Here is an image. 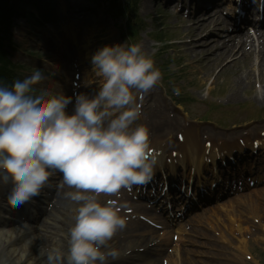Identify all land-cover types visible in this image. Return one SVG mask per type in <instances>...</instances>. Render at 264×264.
Returning <instances> with one entry per match:
<instances>
[{"label": "clouds", "instance_id": "obj_1", "mask_svg": "<svg viewBox=\"0 0 264 264\" xmlns=\"http://www.w3.org/2000/svg\"><path fill=\"white\" fill-rule=\"evenodd\" d=\"M101 83L94 95L34 96L42 73L0 80V187L10 203L40 195L52 172L75 191L67 250L54 246L47 264H111L121 250L110 241L126 227L114 201L98 194L147 184L157 164L148 129L137 124V94L158 85L161 72L141 43L105 44L90 57ZM173 92L179 95V89ZM69 105H72L69 110ZM135 125V126H134Z\"/></svg>", "mask_w": 264, "mask_h": 264}, {"label": "rangeland", "instance_id": "obj_2", "mask_svg": "<svg viewBox=\"0 0 264 264\" xmlns=\"http://www.w3.org/2000/svg\"><path fill=\"white\" fill-rule=\"evenodd\" d=\"M80 3L84 4V2L79 1ZM142 3L143 0L139 1V14L141 16H143L145 13L142 11ZM154 7H152V5H150V10L147 12V14H151V10ZM166 10V14H163L162 16L159 17L160 23H165L170 26L169 30H167V28L165 27L162 31V33H166L167 36H171V38H178L181 39L180 41L183 43L184 41L187 40V38L189 37L187 35L185 28V23L183 21H179L178 19H176L173 15H169L170 13H168V10ZM95 14H90L88 19H85V21H81V20H71L70 18H67L64 22V25L62 26H66L71 28V30L74 31V33L77 35L79 33L78 39L81 42L84 41H88L90 40V43H94L98 48L102 47L103 45H105V38L108 37H113V36H117V31L116 29H114L112 27V23L113 20L106 14H104L102 12V10L100 9H96L94 10ZM157 16V14H156ZM28 20H24V21H18L15 22V25L12 27L11 29V33H12V44L15 47H18L19 50L15 49H11V47H9L6 52H7V57L9 58V60L12 62V64L17 65V63L19 64H23V62H27L29 63L30 67L28 68V75L32 73V71H36L39 69L37 68H42V66H48L47 62H50L49 59L54 58L52 55H54L55 53L52 51V45L51 46H47L45 49L41 48L42 44L45 43V35L49 36L50 38H53L52 32H50L49 30H46L47 28L44 27H40L38 26L34 20H31L29 24H27ZM81 22V23H78ZM77 22V23H76ZM17 23H20V26H17ZM119 28V31H121V27H120V22H116ZM20 29L22 31H20ZM53 29V27H52ZM24 30V31H23ZM54 30V29H53ZM58 30V29H55ZM80 31V32H79ZM144 31H147L146 29H144ZM121 34V33H120ZM171 34H173L174 36H172ZM55 36H59L60 33H54ZM35 36V37H34ZM29 37H34L32 38V40L29 39ZM90 37V38H89ZM86 38V39H85ZM180 42V43H181ZM139 43H141L143 45V49L144 51L151 55L153 53L159 52L158 54H161L160 59L159 60H155L156 62L158 61V63H160V60L163 62L164 60H166V58H168L170 61L169 62H173V64H171V66H169V70L171 72V75H174L175 77H177V75L180 73V71L182 70V64L183 63H187L189 64V62H191V58L189 57V55H187V53H185L182 49L181 44L176 43L173 46L170 45H164L166 46V48H157V46L154 45V42H152V40H147L146 37L144 35H142V37H140L139 39ZM179 45V46H178ZM181 46V47H180ZM69 48H72L71 45H68ZM181 49V50H180ZM26 50L28 51V53H31L29 50L36 52V55L34 58L29 56L28 54H26ZM182 52L184 54H186L187 56L182 55ZM54 53V54H53ZM47 55H50L49 57H46ZM85 56V55H84ZM177 56H183L185 59L184 61H181L178 59ZM78 57V58H77ZM76 58H73V61L76 60H81L83 61L84 58L80 55H77ZM158 57V58H159ZM173 58V59H172ZM59 61V60H56ZM85 64L86 60H84ZM35 66V67H34ZM218 66L214 67L213 72L215 73V69H217ZM23 69H27L26 67H23ZM187 73L186 75H184V77H186L185 82H187V84L191 83L192 81L188 80L189 78H191L192 76H194L195 72L196 74H199V77L197 79V83L199 85L202 84V82L204 81V73H206L205 68L201 67V65H198V69H193V68H187ZM41 72V71H40ZM231 73H233V70L231 67H227L226 69L223 68V70L219 71L217 73V79H222V81L220 82H224L226 84V87L230 88V84L232 83V78H231ZM48 75H50L48 73ZM173 78V77H172ZM174 80V78H173ZM54 82V81H53ZM53 82H51L53 84ZM179 83H184L183 79L179 80ZM64 84V86L69 87V84L67 83H61V85ZM178 84L175 83V85ZM191 87H187L186 90L190 91ZM161 96V95H160ZM197 104V102H193L192 106L194 107ZM192 107V108H193ZM158 136H162V137H166L165 132L163 133H158ZM57 208H61L64 209L65 211H67V209H69L71 207V205L68 204V202L66 200L59 202L57 205H55Z\"/></svg>", "mask_w": 264, "mask_h": 264}, {"label": "bare ground", "instance_id": "obj_3", "mask_svg": "<svg viewBox=\"0 0 264 264\" xmlns=\"http://www.w3.org/2000/svg\"><path fill=\"white\" fill-rule=\"evenodd\" d=\"M220 1V0H219ZM147 4V3H146ZM209 8V7H208ZM219 3H213V6L209 10L205 11V14L208 15L206 20L201 22L198 25V28L205 27L208 24H212L215 27L205 31L203 34H198V29L193 28L191 30L190 40L186 43H183L182 48L185 52H191L192 57H195L197 54L203 55L202 59L207 62L209 69H213V59L214 56H217V59H220L221 62L228 61L231 64H235L233 70L232 86L233 89L240 90L242 86L251 85V84H261L264 82V33L258 34L256 37H253L250 34H244L241 30H237L231 35V44L223 42L224 39H221L218 35V38H215L213 35L214 29L224 28L227 24V20L222 19L219 16ZM194 18H197L194 16ZM227 34V33H226ZM207 35H213L212 38L207 39ZM222 42V43H221ZM83 47H86L84 45ZM216 50V51H214ZM214 51V52H213ZM213 52V53H212ZM224 67V65H223ZM261 82V83H260ZM223 82H220L219 85H223ZM158 100V99H156ZM154 103H159L155 101ZM160 104V103H159ZM165 107H162V111H166ZM52 173L50 176L52 179H55V183L52 182L51 185H45L49 188V191L54 190V197H68L67 193L75 191V189L70 188L69 186L63 183L62 174ZM55 175V176H54ZM54 183V184H53ZM54 185V187L52 186ZM53 197V196H52ZM66 215L72 216L71 212H63ZM45 228L49 229V246H56L58 242L59 245L62 244V236L66 237L62 230H53L47 224L43 225ZM62 228L63 225L60 224ZM41 227L32 228L31 230H37ZM57 229V228H56ZM6 248V246H4ZM13 249L8 251H2V256L7 254H13ZM24 251V250H23ZM8 258V257H7ZM156 260H154L155 262ZM2 264H8L3 261ZM155 264V263H153Z\"/></svg>", "mask_w": 264, "mask_h": 264}, {"label": "trees", "instance_id": "obj_4", "mask_svg": "<svg viewBox=\"0 0 264 264\" xmlns=\"http://www.w3.org/2000/svg\"><path fill=\"white\" fill-rule=\"evenodd\" d=\"M0 10H3L5 13L8 12V6L6 5V0H0ZM0 15H2L1 11H0Z\"/></svg>", "mask_w": 264, "mask_h": 264}]
</instances>
